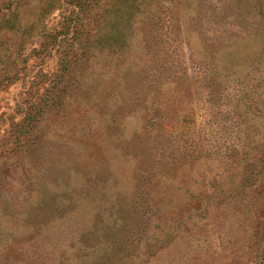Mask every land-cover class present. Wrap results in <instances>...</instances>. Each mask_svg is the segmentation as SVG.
<instances>
[{"label":"rangeland","instance_id":"374dc122","mask_svg":"<svg viewBox=\"0 0 264 264\" xmlns=\"http://www.w3.org/2000/svg\"><path fill=\"white\" fill-rule=\"evenodd\" d=\"M0 264H264V0H0Z\"/></svg>","mask_w":264,"mask_h":264}]
</instances>
